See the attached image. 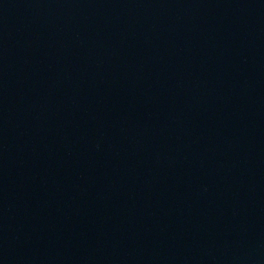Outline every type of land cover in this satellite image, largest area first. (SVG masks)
Masks as SVG:
<instances>
[{
	"label": "water",
	"instance_id": "1",
	"mask_svg": "<svg viewBox=\"0 0 264 264\" xmlns=\"http://www.w3.org/2000/svg\"><path fill=\"white\" fill-rule=\"evenodd\" d=\"M0 264H264V0H0Z\"/></svg>",
	"mask_w": 264,
	"mask_h": 264
}]
</instances>
